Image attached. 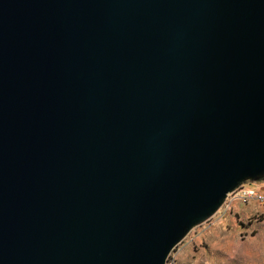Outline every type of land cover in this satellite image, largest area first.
I'll return each instance as SVG.
<instances>
[{
    "label": "water",
    "instance_id": "obj_1",
    "mask_svg": "<svg viewBox=\"0 0 264 264\" xmlns=\"http://www.w3.org/2000/svg\"><path fill=\"white\" fill-rule=\"evenodd\" d=\"M264 176V0H0V264H165Z\"/></svg>",
    "mask_w": 264,
    "mask_h": 264
},
{
    "label": "rangeland",
    "instance_id": "obj_2",
    "mask_svg": "<svg viewBox=\"0 0 264 264\" xmlns=\"http://www.w3.org/2000/svg\"><path fill=\"white\" fill-rule=\"evenodd\" d=\"M254 191L248 200L237 198ZM264 176L244 181L171 252L175 264H264Z\"/></svg>",
    "mask_w": 264,
    "mask_h": 264
},
{
    "label": "built area",
    "instance_id": "obj_3",
    "mask_svg": "<svg viewBox=\"0 0 264 264\" xmlns=\"http://www.w3.org/2000/svg\"><path fill=\"white\" fill-rule=\"evenodd\" d=\"M238 189L239 188H237L236 190H234L233 192H231L230 194H228V196L231 195V194H233V193H235ZM253 195H254V191H243L237 198L243 199V200H248ZM258 200L261 201V202H264V197H258ZM165 264H175V261L171 257V253L167 257V260H166Z\"/></svg>",
    "mask_w": 264,
    "mask_h": 264
}]
</instances>
